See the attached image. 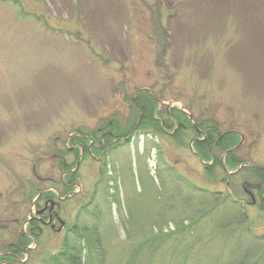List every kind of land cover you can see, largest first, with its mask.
Here are the masks:
<instances>
[{"label": "rangeland", "instance_id": "obj_1", "mask_svg": "<svg viewBox=\"0 0 264 264\" xmlns=\"http://www.w3.org/2000/svg\"><path fill=\"white\" fill-rule=\"evenodd\" d=\"M20 1L22 7L14 0L0 4V249L25 226L30 211L35 214L38 191L62 190L56 154L62 148L77 178L59 215L74 220L91 200L103 160L102 153L76 159L80 148L70 137L108 122L128 130L136 119L130 102L141 88L159 93L161 115L181 108L194 120L214 118L222 132L237 131L242 164L264 169V0ZM162 28L165 48L158 42ZM177 129L152 137L159 148L148 163L151 173L158 154L163 164L213 192L242 196L239 189L249 180L257 202L246 193L244 201L249 198L254 232H264L255 178L214 170L213 156L225 154L198 157L191 144L197 137L186 128L173 140ZM142 139L135 137L109 158H133L142 152ZM132 202L137 208L147 204L142 198ZM112 215L118 223L115 204ZM44 229L13 264H42L58 250L67 231ZM124 246L118 228L107 264H115Z\"/></svg>", "mask_w": 264, "mask_h": 264}, {"label": "trees", "instance_id": "obj_2", "mask_svg": "<svg viewBox=\"0 0 264 264\" xmlns=\"http://www.w3.org/2000/svg\"><path fill=\"white\" fill-rule=\"evenodd\" d=\"M8 2L0 0V4ZM14 4L22 7L20 0H14ZM161 31L158 42L165 48L163 36L166 31L163 28ZM135 100L136 103L132 99L130 103L136 119L128 130H121L118 123L108 122L91 132L77 130L73 136L71 141L83 146L85 157L90 152L103 153L110 140L129 137L133 130L147 137L144 151L137 150L134 158L112 159L103 165L95 180L91 200L81 205L72 222L66 219L68 230L61 245L56 252L46 256L42 264H107L108 246L118 228L124 232L125 246L115 264H264V232H254L248 212L249 198L244 201L246 190L251 186L249 180L243 183L246 190L245 187L239 189L244 191L242 198L240 194L213 192L194 185L174 166L163 164L157 151L154 175L148 164L152 150L159 148L152 137L169 134L177 126L178 133L171 137L173 140L188 128L197 137L194 147L198 157L209 160L214 151L220 150L227 152L224 160L227 168H237L243 163L237 153L240 149L231 150L239 144L238 135L221 136L223 132L214 118H193L195 128L188 116L176 107L161 115L158 101L148 92L138 93ZM201 131L206 132V137ZM92 140L94 144L89 150ZM67 152V148L56 152L59 156L57 168L67 172L60 181L63 186L64 182L76 183L77 178L76 172H72L74 163H67ZM74 153L76 159L79 158V150ZM213 158L214 170L219 167L224 171L221 158ZM243 172L258 182V191L264 201V189L259 186L264 185V169L245 166L239 173ZM122 184L127 191L124 208L120 197ZM74 189L65 186L66 191ZM138 198L146 200L145 208L135 207L132 201ZM114 204L118 223L112 215ZM259 207L264 211L261 201ZM39 226L41 222L32 221L27 233L21 228L20 232L13 231L11 247L19 257L33 239L37 241L42 236L45 229L43 227L41 231ZM16 261L13 259L10 264Z\"/></svg>", "mask_w": 264, "mask_h": 264}, {"label": "flooded vegetation", "instance_id": "obj_3", "mask_svg": "<svg viewBox=\"0 0 264 264\" xmlns=\"http://www.w3.org/2000/svg\"><path fill=\"white\" fill-rule=\"evenodd\" d=\"M114 143H115L114 140L112 142L107 143V145H106V147L102 153V160L103 161H104L103 154L105 155L106 151ZM75 144L81 145L79 143H75ZM93 144H94V141L92 140L91 145H89V147H88L89 150ZM82 148H83V146H82ZM91 155L93 156V154H91ZM102 168L103 167H101L100 170ZM66 174H67V172H64L62 175V178ZM64 184L69 189H72L76 185V183L71 184V183H65V182H64ZM65 186L62 185L61 186L62 190H60V192H57V194L55 193L56 190L54 187L49 188V190H42V191L38 192V194H37L38 200L36 202L35 214L33 215L32 219L29 222H27V223L24 222L25 226L20 225L21 230L24 233H27V229H28L29 225L32 223V221L41 222V226L38 227L41 231H43V227L44 228L50 227L51 229L57 230L58 232L67 230L66 224L63 227L61 226L62 217H61V214L59 215V212L62 209L61 207H62V203L64 202L63 200H66L67 198L73 197V195H74L73 191L74 190L66 191ZM246 191H248V190H246ZM12 243H14V242H13V239L11 236V240L8 243L4 244V246L0 249V259H2V260H0V264H10V261H12L13 259L18 260L19 253L15 252L14 248L11 247ZM27 248L28 247H25L23 249L22 253H24L27 250Z\"/></svg>", "mask_w": 264, "mask_h": 264}, {"label": "water", "instance_id": "obj_4", "mask_svg": "<svg viewBox=\"0 0 264 264\" xmlns=\"http://www.w3.org/2000/svg\"><path fill=\"white\" fill-rule=\"evenodd\" d=\"M141 91H146V92H150L151 93V91L149 90V89H146V88H144V89H140L139 91H137L136 92V94H138L139 92H141ZM136 94L134 95V98H135V96H136ZM134 102L136 103V101H135V99H134ZM189 117H191V115H189ZM242 141H243V136H242ZM239 170V169H238ZM32 211L30 212V215L32 216Z\"/></svg>", "mask_w": 264, "mask_h": 264}]
</instances>
